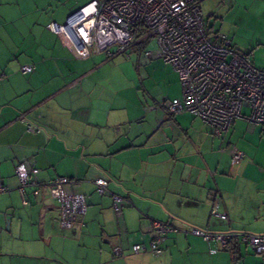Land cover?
I'll return each mask as SVG.
<instances>
[{"label": "crops", "instance_id": "obj_1", "mask_svg": "<svg viewBox=\"0 0 264 264\" xmlns=\"http://www.w3.org/2000/svg\"><path fill=\"white\" fill-rule=\"evenodd\" d=\"M91 1L0 0V185L7 188L0 193V264H264L241 237L212 253L216 243L183 231L167 236L161 255L133 252L150 242L152 221L184 231L264 234V126L247 119V107L221 136L189 113L171 114L170 102L145 111L122 54L77 59L47 29ZM199 1L202 15L206 8L213 17L207 0ZM231 41L264 69V60ZM140 43L146 42L135 47ZM27 65L31 73L21 71ZM235 149L245 153L237 163ZM20 164L40 184L25 194ZM58 177L69 178L67 191L86 199L87 213L72 230L60 227L49 186ZM99 179L110 184L106 195L97 192ZM113 195L133 205L125 202L116 214Z\"/></svg>", "mask_w": 264, "mask_h": 264}, {"label": "built area", "instance_id": "obj_2", "mask_svg": "<svg viewBox=\"0 0 264 264\" xmlns=\"http://www.w3.org/2000/svg\"><path fill=\"white\" fill-rule=\"evenodd\" d=\"M47 29L58 35L77 59H88L94 52L113 58L126 53L133 42L155 38L158 56L174 67L182 85V99L168 104L171 114L189 113L211 126L216 136H221L243 116L247 107L251 112L247 119L264 126V69L257 68L237 51L228 36L209 35L199 0H93L66 24L52 22ZM152 54L146 53L148 57ZM33 70L29 65L21 68L23 73ZM28 130L39 131V128L28 124ZM244 157L243 151L235 149L233 163ZM34 173L25 164L17 166L23 194L31 185L40 186ZM72 183L67 177H58L49 184L57 194L63 230H72L87 213L85 196L67 191ZM95 184L100 195L109 192L107 180L99 179ZM6 190L0 185V193ZM113 200L116 214L122 212L125 202L133 205L131 200L117 195H113ZM182 231L216 243L212 253L217 252L218 245L227 248L236 237H241L255 254L264 256V234H212L199 228L184 231L160 221H152L150 242L134 245L133 252L161 255L167 236ZM114 253L122 256L123 249L116 247Z\"/></svg>", "mask_w": 264, "mask_h": 264}, {"label": "rangeland", "instance_id": "obj_3", "mask_svg": "<svg viewBox=\"0 0 264 264\" xmlns=\"http://www.w3.org/2000/svg\"><path fill=\"white\" fill-rule=\"evenodd\" d=\"M205 3L208 8H212L214 15L210 17L205 8L203 12L205 25L211 37L215 36V33L226 34L235 45L241 47L242 50L239 48L241 51L244 53L252 52L254 61L257 58L264 60V1L261 2V6L244 4L232 6L225 0H221V2L220 0H207ZM138 40L140 39L137 38ZM144 40L141 41L144 42ZM145 41L146 43L139 44V48L135 47V42H133L121 58L126 61V66L129 68L128 74H134L136 84L133 92L142 101L145 111H147L150 106L159 108L158 106L165 102H171L177 97L180 98L182 85L178 74L172 72L174 69H172L171 64L164 63L159 56L152 59L147 57V51L159 54L155 38ZM156 61H160V63H155ZM247 111V109L244 110V112ZM241 250L243 253L242 247ZM242 261L240 264H244Z\"/></svg>", "mask_w": 264, "mask_h": 264}, {"label": "water", "instance_id": "obj_4", "mask_svg": "<svg viewBox=\"0 0 264 264\" xmlns=\"http://www.w3.org/2000/svg\"><path fill=\"white\" fill-rule=\"evenodd\" d=\"M77 13H78V12H77ZM77 13H76V14H77ZM76 14H74V15H76Z\"/></svg>", "mask_w": 264, "mask_h": 264}, {"label": "trees", "instance_id": "obj_5", "mask_svg": "<svg viewBox=\"0 0 264 264\" xmlns=\"http://www.w3.org/2000/svg\"><path fill=\"white\" fill-rule=\"evenodd\" d=\"M209 33V32H208ZM210 35V34H209Z\"/></svg>", "mask_w": 264, "mask_h": 264}]
</instances>
